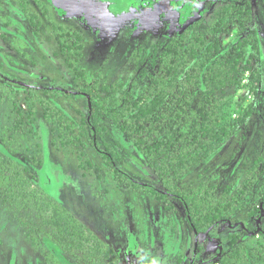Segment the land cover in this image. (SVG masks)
I'll list each match as a JSON object with an SVG mask.
<instances>
[{"label": "rangeland", "instance_id": "374dc122", "mask_svg": "<svg viewBox=\"0 0 264 264\" xmlns=\"http://www.w3.org/2000/svg\"><path fill=\"white\" fill-rule=\"evenodd\" d=\"M239 1L252 9L244 31L230 22L210 33L229 0H29L27 12L17 0H0V172H19L37 195L62 204L115 255L113 264H218L220 249L229 252L232 241L264 244V0ZM33 13L38 19L31 22ZM49 19L81 34L77 68L85 72V84L67 66ZM251 32L257 50L239 65L235 84L218 98L235 103L246 98L252 114L214 155L187 169L178 182L184 189L205 185L220 199L224 192L229 199L246 187V196L225 221L195 233L179 201L168 200L171 212L141 189L163 188L130 139L101 115L105 137L96 138L99 150L113 148L122 160L121 165L115 160L116 166L135 184L117 179L91 144L90 129L82 121L89 104L78 90L98 82L106 109L122 107L126 97L136 99L160 74L168 41L184 33L203 35L223 51ZM253 84L255 95L248 89ZM46 88L58 93H44ZM45 101L54 116L58 111L67 117L69 130L44 120ZM153 124L162 138L168 128L161 131ZM24 200L11 202L0 194V264L109 263L92 246L63 252L46 223L50 213L32 203L25 206Z\"/></svg>", "mask_w": 264, "mask_h": 264}, {"label": "trees", "instance_id": "16d2710c", "mask_svg": "<svg viewBox=\"0 0 264 264\" xmlns=\"http://www.w3.org/2000/svg\"><path fill=\"white\" fill-rule=\"evenodd\" d=\"M17 1L21 10L27 12L29 0ZM46 14V11L42 12L43 16ZM251 14L249 2L229 0V4L221 9L217 21L209 32L218 33L230 22L235 23L239 31H244L245 24L251 20ZM37 19L36 13L30 14L31 22ZM49 27L74 78L79 80L81 85L85 84V72L77 68L82 50L80 34L55 23L52 19H49ZM254 37L255 33L251 32L247 37L234 43L230 49L223 51L218 49L217 42L207 43L206 36L203 35L194 38L184 33L170 40L160 57L162 65L160 74L151 79V84L144 88L136 99L123 98V105L119 108L106 109L101 92L96 87L98 82L81 86L78 90V94L89 104V113L82 121L90 129L91 144L112 168L117 179L122 182L125 180L132 186L135 184L132 178L116 166L115 160L120 165L122 160L113 148L107 146L104 152L99 150L96 138L105 137V129L99 120L101 115L113 122L116 129L130 139L144 162L153 169L163 188L161 190L147 185L141 189L158 202L164 203L165 209L171 212L173 208L168 204V200L172 198L179 201L184 207L189 226L197 232L225 221L226 215L246 196V187L245 190L238 189L237 196H231L229 199L224 192L220 199L215 196L213 189H206L205 185L184 189L178 186V182L187 169L201 164L209 156L214 155L228 141L235 128L252 114L253 105L249 103L245 106L246 98L235 103L232 100L218 98V93L235 84V74L239 65L253 57L252 52L257 50ZM187 82L191 88L187 87ZM253 85V88L248 89L250 94L255 95L257 85ZM118 87L121 89V85ZM119 88L117 93H120ZM42 91L52 95L58 93L48 88ZM62 93L68 95L66 92ZM170 96L172 98L168 101ZM41 104L44 107L45 121L58 127L62 126L65 130L70 129L66 116L58 111L54 116L47 101ZM195 104L197 106L193 109V117L188 120V112ZM236 113L239 115L233 118V114ZM187 121H190L189 125L185 124ZM153 123H156L161 131L168 128L162 138L151 129L154 127ZM246 183L244 186L248 185ZM0 194L11 202L26 199L24 201L28 203L25 206L32 203V206H36L43 214L49 212L50 216L46 223L53 229L55 243L63 252L71 253L92 246L94 253L99 254L98 257H109L108 264L117 261L115 255L107 251V247L62 204L48 200L50 196L37 195L32 191L26 178L19 172L8 170L0 172ZM261 203L264 204V193L261 195ZM253 215L254 212H250V216ZM262 218L264 219V215ZM231 246L229 252L220 249L218 264H264V244L250 247L246 242L232 241Z\"/></svg>", "mask_w": 264, "mask_h": 264}, {"label": "flooded vegetation", "instance_id": "af4514ba", "mask_svg": "<svg viewBox=\"0 0 264 264\" xmlns=\"http://www.w3.org/2000/svg\"><path fill=\"white\" fill-rule=\"evenodd\" d=\"M52 21H54V20H52ZM55 22V21H54ZM59 25H61V24H59ZM65 27H67V26H65ZM69 28V27H68ZM72 29V28H71ZM74 30V29H73ZM75 31H77L78 32V30H75ZM78 34H80L79 32H78ZM80 36H81V34H80ZM81 39H83L82 38V36H81ZM169 42V41H168ZM167 44H165V46H166ZM82 49H83V44H82ZM82 51V50H81ZM49 89V88H48ZM50 90H54V89H50ZM194 231V230H193ZM201 231V230H200ZM195 233L197 232V231H194ZM199 232V231H198ZM197 232V233H198Z\"/></svg>", "mask_w": 264, "mask_h": 264}]
</instances>
